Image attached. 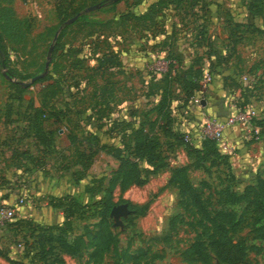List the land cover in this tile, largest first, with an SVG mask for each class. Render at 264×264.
Instances as JSON below:
<instances>
[{
  "label": "rangeland",
  "instance_id": "rangeland-1",
  "mask_svg": "<svg viewBox=\"0 0 264 264\" xmlns=\"http://www.w3.org/2000/svg\"><path fill=\"white\" fill-rule=\"evenodd\" d=\"M154 1L0 0V15L15 16L0 18L8 56L0 67V192L6 198L0 203L16 206L0 229V264H17L11 258L24 264H264V213L256 218L244 209L259 182L264 187V130L253 138L234 124L216 140L220 154L205 158L164 136V110L152 107L167 69L174 74L192 64L202 68V88L186 98L187 84L173 79L175 128L195 138L203 113L225 116L248 103L260 112L264 0H202L193 7L182 0L155 5L151 19L122 16L147 12ZM78 8L82 17L67 21ZM57 36L63 46L52 56L48 47ZM48 54L42 76L14 84L43 71ZM204 71L211 77L202 85ZM38 107L53 113L39 119ZM139 125L159 138L165 164L142 183L123 184L114 172L132 154ZM178 167L184 171L172 179ZM111 174L115 204L144 209L133 220L120 215L118 223L109 212L116 246L98 252L91 237L99 219L94 200ZM48 224L55 226L40 238L38 228ZM222 232L242 248V261L212 250Z\"/></svg>",
  "mask_w": 264,
  "mask_h": 264
},
{
  "label": "trees",
  "instance_id": "trees-1",
  "mask_svg": "<svg viewBox=\"0 0 264 264\" xmlns=\"http://www.w3.org/2000/svg\"><path fill=\"white\" fill-rule=\"evenodd\" d=\"M117 0H110V2L114 3ZM182 0H156L155 3H152L151 6H149V9L147 12H144L142 14L135 13L132 10H127L123 13V17L130 19L131 17L140 19V18H147L151 19L152 15L154 13V9H156L155 5H165L173 3L174 5L178 4ZM186 4H188L190 7H193L194 5L198 4L202 5V0H183ZM159 5L157 7H159ZM81 8V7H80ZM80 8L74 9L73 12L70 14L76 15L75 19H78L82 17V11H79ZM62 11V10H61ZM64 14H66V10H63ZM0 18L6 19L11 18L15 19V16L13 15V12L9 11H3L0 15ZM65 17L63 16L61 18V21H63ZM162 30L160 28L157 29ZM52 45V56L58 51V49H61L63 46V43L60 42V39L57 38L53 41H51ZM114 58L108 57L107 60L110 62V64L114 63ZM99 60H101V56L99 57ZM8 62V56H7V50L6 45L3 42V34L2 30H0V67L6 66ZM9 69V68H8ZM10 71V70H9ZM172 71L170 69H167L166 71V79L165 82L161 85L160 94L158 97V100L153 104V108L157 110H164V120L160 123V128L164 136H171L174 140L177 142L183 143V145L190 151L196 152L199 156L202 157H209L211 155H217L220 154V151L217 146L216 139L205 136L201 138V140L196 143L192 142L190 140H187L184 138V131L175 128L173 126V117L170 112V103L172 98V90H171V82L173 79L175 80H181V82H185L187 84V90H186V98H189L195 90L201 89L200 84V78L202 76V68L198 66H193L192 64L186 66L184 69L181 70V72H174V74L171 73ZM16 74L15 72L12 73V75ZM14 84L17 87H21L22 85L18 81H14ZM38 111V117L39 119H42L44 117H49L52 115V110H47L42 107L36 108ZM254 122L260 126V131L262 132L264 130V100L263 105L260 108V112L257 117L254 118ZM132 148H131V155L125 156L124 158H120L118 165L116 167V171L114 174H118L121 183L125 184L127 181L132 180L136 183H142L146 180V177L149 173L157 171L159 168H161L165 164L164 157L162 156L160 150H159V144L160 140L157 136L149 135L147 132H144V127L142 125L137 126L133 129L132 132ZM89 147H93L95 150L97 148L96 142H87ZM100 144V143H99ZM98 144V145H99ZM105 149L112 148L111 144H107L105 142H102L100 144ZM81 156L88 155L84 152V150L79 151ZM120 154V152L118 151ZM122 155V153H121ZM127 167V168H126ZM180 171H184V167H178L174 170V172L171 175L172 179L176 178V174L180 173ZM132 173V174H131ZM133 175V176H132ZM180 174H177V176ZM129 179V180H128ZM114 185V177L113 174L109 176L108 184L104 188V194L102 197L97 198L94 200L96 203V215L99 216L98 222H96V228L92 231L91 237L94 239V251H102L103 249L109 247V245L116 246L117 240L115 238H112V234L108 228L107 221L110 217V209L112 205L115 204V202L112 200V188ZM185 190H189L188 183L186 180L183 181V185ZM190 191V190H189ZM144 206H138L135 208H130V211L125 216L126 220H133V214L134 212H141L143 211ZM244 209L252 211V213H255L256 218H261L264 213V187L259 182V186H257V190L254 191L253 195L248 197L245 204ZM52 224L41 226L40 229L41 237L40 238H47L46 229L51 228ZM30 243L28 242L23 243V249L25 250V253L30 249ZM211 248L215 251V253L223 260L231 261V262H238L243 260V251L242 248L235 244L231 238H229L225 233L222 232L221 238L219 240H214L211 242ZM42 249H44V246H42ZM11 261L17 264H24L22 260H17L11 258Z\"/></svg>",
  "mask_w": 264,
  "mask_h": 264
},
{
  "label": "built area",
  "instance_id": "built-area-1",
  "mask_svg": "<svg viewBox=\"0 0 264 264\" xmlns=\"http://www.w3.org/2000/svg\"><path fill=\"white\" fill-rule=\"evenodd\" d=\"M211 74L208 71H204L202 77V85L209 80ZM205 81V82H204ZM259 114L258 109L253 104H245L239 106L238 109L225 116H218L215 114L203 113L202 120L199 124V128L195 131L197 136L192 138L188 132L184 133V138L198 143L201 138L210 136L216 140H221L224 137V130L227 126L234 124H240L247 129L249 136L258 137L260 133V126L254 122V118ZM24 197L20 196L18 201H23ZM16 206L13 202L0 203V229L4 225L6 220L15 216Z\"/></svg>",
  "mask_w": 264,
  "mask_h": 264
},
{
  "label": "water",
  "instance_id": "water-1",
  "mask_svg": "<svg viewBox=\"0 0 264 264\" xmlns=\"http://www.w3.org/2000/svg\"><path fill=\"white\" fill-rule=\"evenodd\" d=\"M98 5V3H94L92 5L86 6L85 9H90V8H94ZM76 17V15L71 16L70 18H67V21H70L72 19H74ZM56 32L53 36V38L55 37ZM52 45L50 44L48 47V50H51ZM48 58H49V54L47 55V59L45 60V67L43 69V71L38 72L33 74L29 80L27 81H23V80H18V82H20V84L22 85H26L28 83H30L31 81H33L34 79L42 76L46 71H47V65H48ZM202 102H204V100H202ZM130 211V209L127 207V203L126 202H122V203H117L112 205L111 209H110V214L114 216L115 218V223H118L120 221V215H127L128 212Z\"/></svg>",
  "mask_w": 264,
  "mask_h": 264
},
{
  "label": "crops",
  "instance_id": "crops-1",
  "mask_svg": "<svg viewBox=\"0 0 264 264\" xmlns=\"http://www.w3.org/2000/svg\"><path fill=\"white\" fill-rule=\"evenodd\" d=\"M232 126V125H231ZM231 126H227L226 128H225V130H224V134L226 135V134H228L227 132H228V130L231 128ZM224 135V136H225ZM227 137V136H226ZM227 142H229L228 140H227ZM4 200H6V198L1 194V192H0V201H4ZM2 203V202H1Z\"/></svg>",
  "mask_w": 264,
  "mask_h": 264
}]
</instances>
